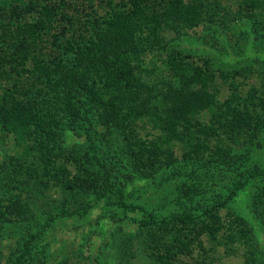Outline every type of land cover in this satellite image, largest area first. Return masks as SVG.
<instances>
[{
    "label": "trees",
    "instance_id": "1",
    "mask_svg": "<svg viewBox=\"0 0 264 264\" xmlns=\"http://www.w3.org/2000/svg\"><path fill=\"white\" fill-rule=\"evenodd\" d=\"M85 1L0 0V132L4 137H12L18 147L28 146L40 152V145L49 137L42 114L55 104L68 117L69 127L84 132L87 145H93V138L109 147L117 145L116 169H131L137 179L158 186L174 179L173 170L182 172L193 160L227 157L230 148L247 149L264 138V86L243 92L244 84L234 77L242 76L238 73L241 71L232 75L215 72L208 60L195 59L176 49L164 50L168 42L203 21L226 25L248 13L252 16L255 11L263 15L264 0H229L230 7L220 0H123L119 9L109 11V16L112 4L107 7L104 0H94L96 29L82 22L91 8ZM122 6L125 9H120ZM64 30L70 37L62 42L57 35ZM37 51L44 61H60L58 67L56 63L54 69L50 68L53 76L47 66H37L39 60L32 61ZM150 54L152 61L145 66ZM21 61L23 64L17 65ZM217 77L223 82L232 79L227 81L231 95L225 100L217 99ZM25 91L32 98L31 105L28 98L22 97ZM36 93L40 97L37 100ZM126 131L127 138H122ZM174 148H179L181 159L174 154ZM74 153L70 152L73 176L65 181V175L63 181H56L61 183L60 190H69L70 208L85 205L82 194L93 189L98 199L108 193L118 207L137 209L127 205L122 191L110 184L109 173L94 172L92 166L101 161L95 154L79 161ZM25 155L11 160L16 168L21 163L26 165ZM41 155L42 160L51 162V155ZM60 158L69 157L65 154ZM104 170L107 171L105 166ZM262 173L252 170L248 175L252 178ZM75 188L83 193L76 191L80 195L74 197ZM197 191L193 185H186L176 199L185 200ZM250 200L251 211L264 226V186L256 188ZM220 207L212 204L199 216L192 214L196 209L191 207L188 214L167 222L153 221L148 214L152 225H157L152 227L156 231L148 230L144 239V244L150 241L148 246L154 248L150 257L162 264H185L187 260L181 258L184 256L189 257V264H214V255L200 257V236L208 237L206 243L212 244L211 238L220 233L224 245H246L244 264H257V249L244 243L249 229L240 221L227 235L229 226L225 228ZM76 208L74 212H78ZM62 212L70 213L68 209ZM28 216L29 213L25 218ZM48 216L50 220L55 217L52 213ZM184 241L198 248L196 256L192 255L194 249H185ZM27 245L11 264L23 263L29 254Z\"/></svg>",
    "mask_w": 264,
    "mask_h": 264
},
{
    "label": "rangeland",
    "instance_id": "2",
    "mask_svg": "<svg viewBox=\"0 0 264 264\" xmlns=\"http://www.w3.org/2000/svg\"><path fill=\"white\" fill-rule=\"evenodd\" d=\"M220 1L228 7L231 6L229 0ZM104 2L107 7L112 4L107 16L113 7L119 9L121 3L123 4V0ZM92 4L94 0L85 1V5L91 8L88 9V14L85 12L87 15L82 22L94 29L97 24ZM232 8L236 10L235 6ZM120 9L125 8L122 6ZM263 17L264 14L255 11L252 16L248 13L234 18L226 25H221L218 21H203L187 34L184 33L183 36L168 42L164 50L168 52L176 49L195 59L208 60L210 68L215 72L219 70L232 75L241 71L238 73L242 76L234 77L235 81L244 84L241 86L243 92L253 87L260 88L264 86V22L261 23ZM65 24L68 22L65 21ZM68 35V30H64L57 35L58 40L63 42L70 37ZM91 36L95 39L96 35L94 33ZM30 49L32 51V45ZM151 56H146L145 66L152 61ZM44 58L37 51L32 61L39 60L37 66H47V70L54 69L56 63L58 67L60 63H49V60L44 61ZM22 64L23 62L17 65ZM52 69L50 73L53 76ZM228 80L223 82L217 77V99L225 100L231 95ZM22 95L30 100L31 105L32 98H29L26 91ZM234 96L237 97L238 94L234 93ZM35 98H40L38 93ZM43 116L49 137L42 146L40 145V152L28 146L18 147L12 137H4L0 132V264H11L15 257L24 251L26 243L29 254L22 260V264H162V261L156 262L150 257V253L154 252V248L148 246L150 241L144 244L148 230L156 231L152 228L154 225L148 214H151L153 221L167 222L174 216L188 214L191 207L196 209L192 214L199 216L208 211L212 204L221 206L220 217L225 222V228L229 226L227 235L231 234V227L240 224L235 223L241 221L242 225H246L249 234L244 243H249L251 248L257 249V264H264V226L250 208V197L254 190L264 186V138L259 140L261 146L254 141L247 149L230 148L226 151L227 157L215 155L212 159L206 156L203 160H193L182 172L173 170L176 173L174 179L167 180L164 186H158L146 179H137L131 169H116L115 160L119 158L117 145L109 147L95 138L91 141L93 145H87L84 132L69 127L68 117L60 112L55 104L46 108ZM125 135L127 138V131L122 138ZM223 139H226V136ZM72 151L77 154L79 161L95 154L97 160L101 161L92 166L95 167L94 172L100 175L109 173L110 184L122 191L123 200L127 205L137 209L118 207L108 193L98 199L92 192L93 189L83 193L80 188L73 190L74 197L83 193L81 200L85 201V205L70 208L67 201L69 190H60L61 183L56 181L70 180L73 176L74 161L70 156ZM179 151V148H174L176 156ZM42 152L46 156L51 155V162L42 160ZM53 153L59 156H54ZM65 154L69 157L67 160L60 158ZM22 155L27 159L26 165L21 163L20 167L16 168L12 161ZM53 157L56 158L52 159ZM103 166L107 171H102ZM190 166L191 176L188 174ZM169 167L170 165L165 168ZM16 169L20 170L16 172ZM252 170L263 171V175L251 178L248 173ZM65 175L66 178L63 179ZM186 185L198 188L196 195H191L190 200V197L177 200L176 196L181 195ZM199 193H203V196L198 195ZM62 196L65 198L62 199ZM75 208L78 212H74ZM62 209H68L70 213H64ZM27 213L30 214L28 219L25 218ZM50 213L55 216L54 219L50 220ZM207 238L200 236L203 245L201 258L214 255V264H244L246 245H224L220 233L216 234L214 239L211 238L212 244L206 243ZM188 243L192 242L184 241L185 249H194L191 253L196 256L198 248L194 247L193 243ZM162 251L160 247L158 253L161 254ZM181 258L187 260L184 261L185 264H189V257Z\"/></svg>",
    "mask_w": 264,
    "mask_h": 264
}]
</instances>
